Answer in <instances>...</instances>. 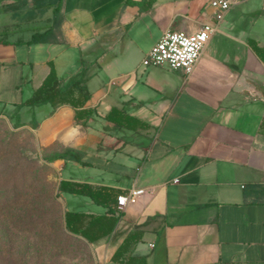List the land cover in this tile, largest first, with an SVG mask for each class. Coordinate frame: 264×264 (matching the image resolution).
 Here are the masks:
<instances>
[{"label": "crops", "instance_id": "1", "mask_svg": "<svg viewBox=\"0 0 264 264\" xmlns=\"http://www.w3.org/2000/svg\"><path fill=\"white\" fill-rule=\"evenodd\" d=\"M13 2L0 0V115L17 111L49 62L61 86L84 71L93 118L81 125L69 105L33 108L44 112L39 143L75 150L86 163L54 161L61 180L118 196L145 189L120 210L113 195L104 205L87 197L102 212L83 213L120 216L94 243L73 235L94 264H128L111 257L140 224L127 255L145 264H264V0L232 7L189 74L142 60L165 31L213 23L209 0H60V41L45 43L28 41L52 27V8L44 22L29 16L20 27L6 10ZM111 109L145 128L106 122Z\"/></svg>", "mask_w": 264, "mask_h": 264}, {"label": "rangeland", "instance_id": "2", "mask_svg": "<svg viewBox=\"0 0 264 264\" xmlns=\"http://www.w3.org/2000/svg\"><path fill=\"white\" fill-rule=\"evenodd\" d=\"M10 5L6 10L17 14L19 26L28 24L29 0ZM49 13L50 8L37 12L38 22ZM8 116L0 115V264H94L90 247L64 228V203L71 211L102 208L87 197L59 192L61 164L48 159L61 148L40 144L36 134L44 112L25 107L17 127Z\"/></svg>", "mask_w": 264, "mask_h": 264}, {"label": "trees", "instance_id": "3", "mask_svg": "<svg viewBox=\"0 0 264 264\" xmlns=\"http://www.w3.org/2000/svg\"><path fill=\"white\" fill-rule=\"evenodd\" d=\"M60 0H29L31 5V11L29 16L32 18L37 15V12L43 11L47 8H52V27L43 31L34 33L29 43H45V42H59L58 38L59 27L62 22V17L59 12ZM14 8V6H11ZM35 13V14H34ZM0 43L7 44L6 41L0 40ZM49 72L43 79L39 87H37L32 94L16 105L17 111L21 107L36 108L45 105H49L55 109L61 105H69L74 110V121L77 124L86 125L94 116L92 109L84 108L85 102L89 98V92L87 89V77L83 71L81 75L66 84L61 86L60 80L56 75L52 62L48 63ZM17 111L8 117L16 121L14 127L20 126L19 117ZM105 121L113 124L117 127H124L129 130L136 131L138 128H145V126L138 120L126 115L125 113L111 109L104 117ZM56 160H69L79 164H86L81 160L79 152L72 149H65L61 152L54 153L49 159V162ZM58 190L62 193H68L73 195H82L88 197L96 204L104 205L106 202L112 201L113 195L115 204L117 202V196L114 192L106 194L101 193L99 190H93L88 185L77 184L69 181L60 180L58 184ZM120 219L119 214L108 209L106 213L101 215L87 214L77 211H65L63 214V224L65 230L76 236H80L86 239L89 243H94L104 237L109 236L116 224ZM145 224L136 225L132 231H130L123 239L122 243L117 247L111 259L113 261H125L128 264H145V258L129 257L128 251L134 243H136L141 236V227Z\"/></svg>", "mask_w": 264, "mask_h": 264}, {"label": "built area", "instance_id": "4", "mask_svg": "<svg viewBox=\"0 0 264 264\" xmlns=\"http://www.w3.org/2000/svg\"><path fill=\"white\" fill-rule=\"evenodd\" d=\"M243 1L246 0H209L214 19L213 23L203 24L192 33L165 31L143 58L142 65L145 67L165 65L169 69L180 70L185 74H189L225 14ZM144 192L145 189L143 188H129L125 193L117 196V209L120 210L127 204L134 203Z\"/></svg>", "mask_w": 264, "mask_h": 264}]
</instances>
